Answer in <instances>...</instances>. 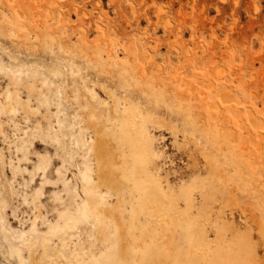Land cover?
Masks as SVG:
<instances>
[{
  "label": "rangeland",
  "instance_id": "1",
  "mask_svg": "<svg viewBox=\"0 0 264 264\" xmlns=\"http://www.w3.org/2000/svg\"><path fill=\"white\" fill-rule=\"evenodd\" d=\"M95 119L166 214L95 221ZM195 260L264 264V0H0V264Z\"/></svg>",
  "mask_w": 264,
  "mask_h": 264
},
{
  "label": "bare ground",
  "instance_id": "2",
  "mask_svg": "<svg viewBox=\"0 0 264 264\" xmlns=\"http://www.w3.org/2000/svg\"><path fill=\"white\" fill-rule=\"evenodd\" d=\"M48 17H50V16H48ZM59 20H60V18H59ZM137 69H138V67H137ZM227 92H228V90H227ZM109 116L115 117L113 112H111L109 114ZM136 124H137V122H136ZM109 125H110L109 121L107 122V120L102 119L101 121H97L95 119V136L96 137H95V144L92 146V150L95 152L94 153V155H95V194L101 193V194L105 195V194H112V192H113L116 199L114 200L115 201L114 205L112 207L108 208V207H99L97 205L98 202L95 198V221L98 222V220H101V219L103 221V218H108L110 216L121 218L122 212L118 211L117 213H113V210L114 209L116 210V207H119V205L122 203V199H124L125 202H127L129 200V202L131 203L132 209L130 208L131 210H129V212H127V214L132 218H136L140 214H143L145 216H153V217H159L161 215L166 214L167 209H169V207L172 208V206H171V204L170 205L166 204V198L162 192V189L160 187L161 184L159 181H152L151 179H149L146 176L147 178L142 183H137V182L132 183L134 185V188L139 189L140 194L138 196H135V195L133 196L132 194L127 196V195H125V193L123 191H121L126 187L128 188L130 182H129V180L120 179L119 175H117L115 173L114 169H112V165H113V163H115L117 161V157L112 152L111 148L109 147V141L105 137L100 135L102 132H104V130L107 129V127H109ZM145 137L148 138L149 142L151 143L150 136L146 135ZM149 149H152V147L150 146ZM153 155H154V157H156L157 152H154ZM128 156H130V155H127V157ZM48 159H49V156H47V155L46 156H44V155L38 156V161L34 164V168L36 169L39 166H41L42 164L46 163L48 161ZM24 170L29 171V173L31 175L34 174V170H29L27 167ZM194 171H196V170H194ZM140 191H143L142 193H144V194H141ZM36 192H37V190L35 189L33 193L29 194V196L34 195ZM136 202H137V204L139 203L142 206V207H140L141 209L139 208L140 210L135 209V203ZM127 214H125V216ZM100 223H101V221H100ZM199 233H200V231H199ZM97 236H99V235H97ZM120 237H121V235H120ZM120 237H118V238H120ZM131 254H133V253H131ZM200 254H202V253H200ZM124 256H125V258L128 259V257H126V254ZM195 262L197 264L202 263L200 260H195Z\"/></svg>",
  "mask_w": 264,
  "mask_h": 264
}]
</instances>
